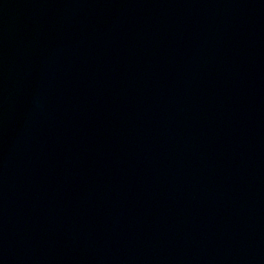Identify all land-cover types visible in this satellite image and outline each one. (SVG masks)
Here are the masks:
<instances>
[{
    "label": "water",
    "instance_id": "1",
    "mask_svg": "<svg viewBox=\"0 0 264 264\" xmlns=\"http://www.w3.org/2000/svg\"><path fill=\"white\" fill-rule=\"evenodd\" d=\"M0 264H264V0H0Z\"/></svg>",
    "mask_w": 264,
    "mask_h": 264
}]
</instances>
